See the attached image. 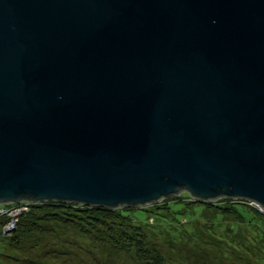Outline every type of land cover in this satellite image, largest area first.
I'll return each mask as SVG.
<instances>
[{"label": "water", "instance_id": "obj_1", "mask_svg": "<svg viewBox=\"0 0 264 264\" xmlns=\"http://www.w3.org/2000/svg\"><path fill=\"white\" fill-rule=\"evenodd\" d=\"M264 208V0H0V204Z\"/></svg>", "mask_w": 264, "mask_h": 264}, {"label": "rangeland", "instance_id": "obj_2", "mask_svg": "<svg viewBox=\"0 0 264 264\" xmlns=\"http://www.w3.org/2000/svg\"><path fill=\"white\" fill-rule=\"evenodd\" d=\"M176 196L164 197L156 202H163L165 199ZM221 199L219 198L215 201L221 203ZM245 201L243 204L250 211L259 215L260 211L258 209H262L264 213V208H261L251 201ZM48 202L52 201H44V203ZM5 206L10 208V210L8 215H0V264H101V261L104 264H139L138 260L129 256V251H135L134 247L128 249L129 251L125 250L127 246L121 248L125 252L122 251L118 254V251H113L112 248H108L104 240L100 241L97 238L98 232L103 233L100 228H106L104 222L103 224H93L96 221L94 220L93 222L87 215L85 216L90 223H78V220L76 222L74 221V223L73 221H65L64 218L72 214L60 208L54 210V212L57 211L58 215H60V217H57L50 215V211H52L51 207L36 209V207L31 206L32 209H30L28 206H23L25 208L15 207V204L10 203H6ZM226 210L227 212L223 215V221L221 220L222 222L219 221L220 223L216 224L217 226L219 225L216 233L222 236L228 232V235H226L227 238L221 240L215 235V238H213L207 247L209 251H207L206 245L202 242L194 245L189 239L188 244L185 245L180 241L179 243H183L185 248L181 252L179 251V254L177 251H172V253L178 254V256L175 262H171L167 254L169 249L167 247L168 243L163 241L160 243L161 241H158L156 236L150 235L145 240V244H150L148 245L150 248L154 245L158 247L159 253L162 252L163 255L167 254V257L165 259L163 258L165 260L164 264H178L177 262L179 261L185 264H197L203 260L204 254L211 259L209 264H264V226L262 224L258 226V220L252 217L250 220L254 222L252 225L258 232V235L252 234L250 231H246V235H242L240 230L246 224L237 216L239 214L236 213V210H233V208ZM4 211V209H1L0 214H4ZM202 211V217H200V220H194L195 224H192V227L197 232L202 225L206 227L210 226L211 229H214V224L211 226V219L214 217V214L207 212L208 210ZM25 212H29V215L25 216ZM183 215H187V213ZM20 216L25 218H22V220ZM5 217H7V220ZM235 220H237V226L233 235L227 230V225H224V222L227 224ZM263 221L260 219L261 223H264ZM80 227H88V230H94L83 232ZM200 231L202 233L201 229ZM242 232L244 233V230ZM157 241L159 245L156 244ZM173 245L175 244L173 243ZM198 247L200 249L197 250L196 248ZM101 252L109 253V256L103 255V259L99 261L97 257H101V255H98Z\"/></svg>", "mask_w": 264, "mask_h": 264}, {"label": "trees", "instance_id": "obj_3", "mask_svg": "<svg viewBox=\"0 0 264 264\" xmlns=\"http://www.w3.org/2000/svg\"><path fill=\"white\" fill-rule=\"evenodd\" d=\"M220 201L221 203H218L216 201L208 202L204 200H195L189 195L188 192H183L176 197L165 199V201L163 202H153L152 204L142 206L123 205L114 208H107L102 206L95 207L91 205H83L75 202L70 203L65 201H52L48 202V204L44 203V201L37 202L35 200H23L21 202L10 204H15V207L28 206L30 209H32L31 206L36 207V209L51 207L52 211H50V215L57 217H60V215H58L57 211L54 212V210L59 208L64 209L67 211V213L72 214L67 215L70 218L67 217L64 218V220L73 221V223L77 220L78 223H90L88 218L85 216L87 215L92 219L93 222L94 220L96 221L93 224H103L104 222L106 228H100L103 233L98 232L97 238L100 239V241L104 240L105 243H107L108 248H112L113 251H118V254H120L122 251L125 252L121 248H125L127 246L125 250L129 251L128 249H132L134 247L135 251H129V256L138 260L139 264H164V259L167 257V254L170 258V261L175 262V260H177L176 257L178 256L179 251L181 252L185 248L183 243L185 245L188 244L189 239L192 244L196 245L197 243L202 242L206 245L207 248L209 246V243L213 240V238H215V235L218 236V239L221 240L227 238L226 235H228V232L227 234L222 236H219L220 234L216 233L218 231L217 227L219 226H217L216 224L220 223L219 221L223 219V215L227 212L226 209L228 208H233V210H236V213L239 214L236 215L244 221V224H246L242 229L244 230V233L242 232V230H240V233H242V235H246V231H250L252 234L258 235V232L252 225V223L254 224V222L250 219L253 217L258 220V226H260L261 224L262 226H264V223L260 222V219L263 221L264 216L262 209H258L260 211V214L258 215L255 212L247 209L246 205L243 204L244 200L242 199L234 200V198L230 199L224 197ZM5 205L6 203L0 204V211L1 209L5 210L4 214L0 215L4 216L5 214H9L10 208H7ZM202 210H208L207 212H212V214H214V217L211 219V226L213 224L214 226L216 225L215 227L213 226L214 229H211L210 226L206 227L202 225L200 229L202 230L203 234L201 233L200 229V232H197L196 229L192 227V224H195L194 220H200V217H202ZM248 212L251 213L248 214ZM184 213H187V215H183ZM24 215L28 216L29 212H25ZM20 217L21 219L25 218L23 216ZM5 219L7 220V217H5ZM110 219L112 220L110 221ZM228 219L231 220L230 218ZM235 221H231L227 224H225L224 222V225H227V230H229L233 235L236 231L237 226V220ZM3 223H5V221ZM80 228L83 232L94 230H88V227ZM150 235L156 236L158 241H161L160 243H162V241L168 243L167 247L169 249L167 254L163 255L162 252L159 253L158 247L152 244L151 248L148 247V245L150 244H145V240H147ZM158 241L156 244L159 245ZM180 241H182L183 243H179ZM173 243L175 245H173ZM169 244L171 245L169 246ZM196 249L198 250L200 249V247ZM172 251H177L178 254L172 253ZM207 251H209V249ZM98 255H101V257L96 256L97 260L101 261L103 259L102 256H109V253L101 252ZM203 257V260L197 264H209L211 259H209V257H207L205 254ZM177 263L180 264L181 261ZM101 264H104V262L101 261Z\"/></svg>", "mask_w": 264, "mask_h": 264}]
</instances>
